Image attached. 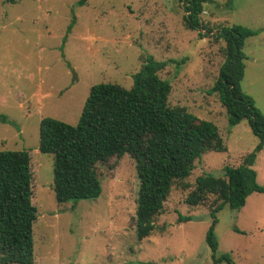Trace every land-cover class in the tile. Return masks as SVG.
Returning a JSON list of instances; mask_svg holds the SVG:
<instances>
[{
    "label": "rangeland",
    "instance_id": "374dc122",
    "mask_svg": "<svg viewBox=\"0 0 264 264\" xmlns=\"http://www.w3.org/2000/svg\"><path fill=\"white\" fill-rule=\"evenodd\" d=\"M0 0V151L30 154L35 264H230L215 263L205 237L216 196L190 206L185 198L198 176L224 178L258 143L246 119L227 124L218 96L210 92L224 56L221 26L256 30L245 40L243 92L264 114V0H209L200 18L212 32L200 37L183 19L179 0ZM70 27V29H69ZM165 63L158 71L170 82V106H182L213 122L225 152L207 151L155 217L164 230L138 240L135 231L138 176L125 154L96 165L101 193L94 199L58 203L52 189L53 155L38 149L44 117L75 125L90 87L133 85L146 57ZM264 149V147H263ZM264 186V152L253 165ZM185 217L179 222L178 217ZM215 257L233 264H264V194L253 192L237 209L216 213Z\"/></svg>",
    "mask_w": 264,
    "mask_h": 264
},
{
    "label": "trees",
    "instance_id": "16d2710c",
    "mask_svg": "<svg viewBox=\"0 0 264 264\" xmlns=\"http://www.w3.org/2000/svg\"><path fill=\"white\" fill-rule=\"evenodd\" d=\"M179 1L190 28L200 37L212 32L200 18L209 0ZM85 2L79 0L78 4ZM203 29L205 33H201ZM256 33L239 24L223 25L213 33L225 43V59L210 92L216 93L225 107L228 127L246 119L258 139L238 166L223 167L224 178L198 176L194 189L185 198L190 206L201 204L208 194L219 201L210 209L212 222L205 237L215 263L233 264L229 254L217 258L214 255L218 248L216 213L225 205L242 207L253 192L264 194V186L257 182L253 168L264 147V114L241 89L245 40ZM164 66V62L148 56L133 74L131 88L110 82L92 85L75 125L44 117L39 126L38 149L53 155L52 189L58 203L98 197L101 184L97 164L125 154L134 160L139 180L134 223L138 240L164 230L163 225L155 223V217L165 213V201L171 191L186 186L183 181L191 174L194 161L207 151H227L213 122L199 119L185 107L169 105L170 82L158 75ZM0 119L6 122V116ZM31 182L29 152L1 150L0 264H35L33 224L37 211L31 202ZM183 220L185 217H178L179 222Z\"/></svg>",
    "mask_w": 264,
    "mask_h": 264
},
{
    "label": "crops",
    "instance_id": "0c3cea01",
    "mask_svg": "<svg viewBox=\"0 0 264 264\" xmlns=\"http://www.w3.org/2000/svg\"><path fill=\"white\" fill-rule=\"evenodd\" d=\"M262 152H264V149H262L259 153H262ZM259 153H258V154H259ZM256 158H257V157H256Z\"/></svg>",
    "mask_w": 264,
    "mask_h": 264
}]
</instances>
